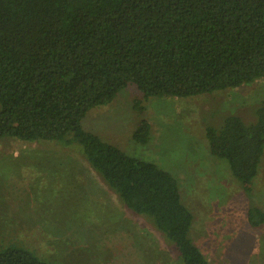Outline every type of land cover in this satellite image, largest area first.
I'll use <instances>...</instances> for the list:
<instances>
[{"label":"trees","instance_id":"trees-1","mask_svg":"<svg viewBox=\"0 0 264 264\" xmlns=\"http://www.w3.org/2000/svg\"><path fill=\"white\" fill-rule=\"evenodd\" d=\"M264 77V0H0V139L77 147L130 210L148 216L178 264H210L191 236L194 215L169 170L86 129L82 119L128 84L145 97H187ZM254 119L206 125L210 153L252 191L264 154V99ZM151 125L132 132L139 143ZM251 226L261 207L247 209ZM0 264H65L6 246Z\"/></svg>","mask_w":264,"mask_h":264},{"label":"rangeland","instance_id":"rangeland-1","mask_svg":"<svg viewBox=\"0 0 264 264\" xmlns=\"http://www.w3.org/2000/svg\"><path fill=\"white\" fill-rule=\"evenodd\" d=\"M264 77L187 97H145L134 84L90 109L83 126L127 153L171 171L194 221L191 236L210 264H264V222L251 226L247 209L264 211V154L245 193L204 135L229 114L254 119ZM150 122L147 142L132 132ZM30 250L65 264H178L174 245L153 221L127 208L77 147L53 140L0 139V250Z\"/></svg>","mask_w":264,"mask_h":264}]
</instances>
